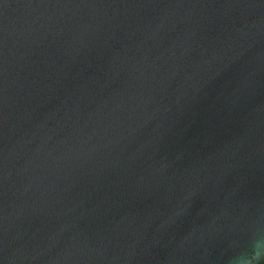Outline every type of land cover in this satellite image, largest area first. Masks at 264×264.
Masks as SVG:
<instances>
[{
	"label": "water",
	"instance_id": "obj_1",
	"mask_svg": "<svg viewBox=\"0 0 264 264\" xmlns=\"http://www.w3.org/2000/svg\"><path fill=\"white\" fill-rule=\"evenodd\" d=\"M0 264H264V0H0Z\"/></svg>",
	"mask_w": 264,
	"mask_h": 264
}]
</instances>
